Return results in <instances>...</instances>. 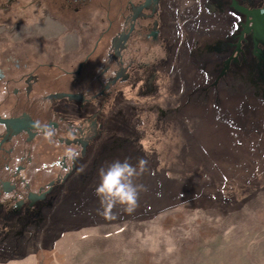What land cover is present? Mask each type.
<instances>
[{"label":"rangeland","instance_id":"obj_1","mask_svg":"<svg viewBox=\"0 0 264 264\" xmlns=\"http://www.w3.org/2000/svg\"><path fill=\"white\" fill-rule=\"evenodd\" d=\"M213 89L196 119H110L93 167L52 197L33 235L3 236L0 264H264V60L240 58ZM117 159L147 161L134 181L146 190L134 211L101 214L98 169Z\"/></svg>","mask_w":264,"mask_h":264},{"label":"flooded vegetation","instance_id":"obj_2","mask_svg":"<svg viewBox=\"0 0 264 264\" xmlns=\"http://www.w3.org/2000/svg\"><path fill=\"white\" fill-rule=\"evenodd\" d=\"M216 1L236 14L237 25L220 44L223 57L204 90L217 87L240 58L264 60V31L244 33L238 49L245 15L231 0ZM236 1L264 10V0ZM165 6L166 0H0V242L14 228L32 235L52 197L93 167L112 105L152 79L170 53L161 29Z\"/></svg>","mask_w":264,"mask_h":264},{"label":"crops","instance_id":"obj_3","mask_svg":"<svg viewBox=\"0 0 264 264\" xmlns=\"http://www.w3.org/2000/svg\"><path fill=\"white\" fill-rule=\"evenodd\" d=\"M217 2L166 0L161 29L169 55L162 58L152 79L138 88L134 99L126 105L119 102L114 106L115 102L106 119H118V115L122 119H161L160 123L163 119H196V109L216 99L215 89L199 91L193 87L199 75L211 76L212 56L223 53L219 46L237 25L236 14L231 10L222 12ZM174 142L170 139L166 146L160 143V157Z\"/></svg>","mask_w":264,"mask_h":264},{"label":"clouds","instance_id":"obj_4","mask_svg":"<svg viewBox=\"0 0 264 264\" xmlns=\"http://www.w3.org/2000/svg\"><path fill=\"white\" fill-rule=\"evenodd\" d=\"M5 89H0V95ZM51 136V132L45 133ZM147 170V161L140 159L135 165L127 159L112 161L106 167L98 169L99 182L94 192L101 205V214H106L117 205L128 212L134 211L138 204L140 192L146 190L143 184L135 183V179Z\"/></svg>","mask_w":264,"mask_h":264},{"label":"water","instance_id":"obj_5","mask_svg":"<svg viewBox=\"0 0 264 264\" xmlns=\"http://www.w3.org/2000/svg\"><path fill=\"white\" fill-rule=\"evenodd\" d=\"M231 6L236 8L237 10L241 11L245 15V21H244V26L240 30L239 36H238V49L240 48L239 43H240V38L244 35V33L250 31L257 30L259 31H264V10L263 8H253V9H248L240 4L237 3L236 0H231ZM251 23V25H249ZM252 29V30H251ZM221 73H219L218 76H220ZM66 95L69 98H75L77 95L75 94H69V93H60L57 94L56 96L61 97ZM10 119H17V118H10ZM5 122H8L9 124H12V120H4Z\"/></svg>","mask_w":264,"mask_h":264},{"label":"trees","instance_id":"obj_6","mask_svg":"<svg viewBox=\"0 0 264 264\" xmlns=\"http://www.w3.org/2000/svg\"><path fill=\"white\" fill-rule=\"evenodd\" d=\"M182 122H185L184 119H182ZM177 129V128H176ZM33 235V234H32ZM31 236V235H30Z\"/></svg>","mask_w":264,"mask_h":264}]
</instances>
